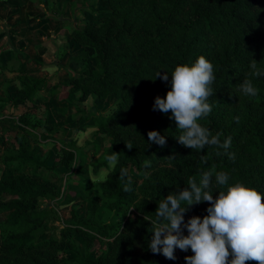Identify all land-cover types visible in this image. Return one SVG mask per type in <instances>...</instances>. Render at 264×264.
Instances as JSON below:
<instances>
[{"label":"trees","instance_id":"obj_1","mask_svg":"<svg viewBox=\"0 0 264 264\" xmlns=\"http://www.w3.org/2000/svg\"><path fill=\"white\" fill-rule=\"evenodd\" d=\"M99 1L106 8H96L94 18V9L87 11V22L71 32L80 47L74 61L83 67L77 75L55 84L46 95L41 90L47 86V78L23 77L21 70L11 66L18 72L19 85L9 82L4 95L0 94L2 139L11 141L1 162L13 165L0 178V264H186L191 249L184 252L177 248V258L169 260L149 248L153 235L150 220L156 219L160 200L187 187L189 177L198 181L211 168L229 173L230 183L241 179L264 193V74L252 80L259 89L257 97L245 96L240 90L253 59L264 69V0ZM200 55L211 61L216 77L212 85L215 94L209 98L212 112L200 123L213 135L222 133L221 141L232 137L228 151L235 153V159L215 146L197 151L181 145L176 138L181 133L171 114L153 110L155 98L169 90L175 66L192 63ZM165 70L169 82L155 78ZM65 89L79 94V103L90 97L97 101L109 95L117 98L107 117L94 122L98 127L95 136L110 138V145L94 165L95 172L108 170L97 194L109 200L99 204L92 199L87 218L78 219L74 214L75 220L60 228V236H44L49 221L59 217L57 208L72 204L82 194L74 191L59 199L54 181L35 183L33 176L49 164L37 148L30 149L21 134L22 130L31 132L19 109H38L44 95L53 98ZM150 130L166 136L164 147L148 141ZM126 143L133 147L127 148ZM88 150L62 146L60 164L70 171L78 162L83 170ZM113 151L120 155L116 166L110 168L106 156ZM159 154L166 155L161 164L153 160ZM146 160L151 167L144 166ZM133 167L147 169L139 184L132 181ZM122 169L126 170L124 176L120 175ZM93 189L85 187V196H92ZM212 190L216 191L214 176ZM47 201H53L54 206L44 205ZM208 206V202L192 206L185 221L192 215H207ZM101 208L113 212L115 218L129 212L121 229L96 221ZM105 226L111 227L113 239L107 251L93 257L91 250L95 241L102 239ZM72 237L84 239L86 254L78 243L69 242ZM66 241L68 250L63 248ZM70 252L75 256L72 259L68 258Z\"/></svg>","mask_w":264,"mask_h":264},{"label":"clouds","instance_id":"obj_2","mask_svg":"<svg viewBox=\"0 0 264 264\" xmlns=\"http://www.w3.org/2000/svg\"><path fill=\"white\" fill-rule=\"evenodd\" d=\"M255 61L253 59L251 71L240 84L241 92L251 98L259 94L253 78L264 74V69L258 68ZM170 75L171 86L165 96L155 98L153 110L171 114L181 133L176 137L181 145L197 151L215 146L235 159V153L228 151L232 137L221 141L222 133L213 135L200 123L213 108L209 98L215 94L212 85L216 77L211 61L200 55L192 63L176 65ZM157 77L169 82L166 70L163 74L159 71ZM236 119L238 122V117ZM147 135L150 143L160 147L167 143L166 136L157 130H150ZM126 146L133 147L130 143ZM220 154L217 151V155ZM119 155L113 151L106 156L110 166L117 164ZM144 166L151 167V162L144 161ZM120 175H126V170L122 169ZM213 176L216 191L212 190ZM106 179L103 173L99 176L100 182ZM229 181V173L211 168L204 171L198 181L189 177L187 187L169 192L158 203L156 219L150 220L153 225L150 250L175 260L177 248L184 252L191 249L193 254L185 256L186 264H247L249 261L264 264V193L251 182ZM214 192L217 195L214 196ZM201 202L209 204L207 215H192L185 221L189 209Z\"/></svg>","mask_w":264,"mask_h":264},{"label":"rangeland","instance_id":"obj_3","mask_svg":"<svg viewBox=\"0 0 264 264\" xmlns=\"http://www.w3.org/2000/svg\"><path fill=\"white\" fill-rule=\"evenodd\" d=\"M83 1V4L80 5L81 1L76 4L73 1L64 0L61 9L57 7L52 10V14L57 18L61 16L65 19L63 25L67 30H62L64 33L61 31L60 34H62L63 37L58 39L50 35L49 37H45L39 49L34 51L32 48L29 55H23L22 61L18 63L15 62V60L10 61L11 63L9 62V64L15 62L14 64H16L17 71L20 66H24V69L19 72L20 76H26L28 78L43 75L52 76V85L58 82L68 81L71 76L77 75L82 70V63L78 64L74 61L78 52L74 53L73 49H70L67 32L74 27H81L84 25L85 19H87L86 12L90 9H94V11L91 12V17L94 18L98 10H96V8H106L99 0ZM87 4H89V6L84 7ZM38 35L40 36V34ZM7 49L6 47V50ZM7 53L10 52L7 51ZM3 72L4 71L0 72L1 95H4L5 86L8 85L9 80L17 81V76L13 78L11 73L9 74L7 71H5V73ZM45 94L47 95V93ZM78 98L79 94H71L68 92V89H65L61 90V93L53 98H47L44 95L38 109H19V114H22V117L29 121V125L26 128L31 132L24 133L25 130H22L21 134H25L26 143L30 149L37 148L38 152L44 158H47L49 164L48 168L42 169L41 173L33 176L35 183L37 184V182L41 180L54 181L58 185L60 192L59 199L65 198L67 194L74 191H78L82 194L72 204L68 206H59L57 208L59 217L55 216L49 221L44 236H50L52 234L60 236V228H63L69 222L75 220L76 217L78 219L87 218L92 199H96L99 204L105 200H109V197H102L97 194L100 183L99 176L102 173L106 176L108 170L106 168H101L100 171L95 172L94 165L99 162L104 155V150L110 145V138L105 136L96 137L95 132L98 130V127L94 122L96 118L101 120L107 117L116 106L117 98L114 95H109L105 100L97 101L94 97H90L83 103H79L77 101ZM78 108L81 110H78ZM83 117L88 118V120L80 121ZM47 136L51 137L46 138ZM2 137L3 133L0 130V178L8 174L10 166H13L10 165V163L1 162L4 151L11 148V141L5 136V139H2ZM62 146L68 148H89L86 153L87 159L83 170L79 169L78 162H75V167L73 166L70 171L60 164L59 150ZM153 160L161 164L166 160V155H156ZM115 166L109 165L110 168H114ZM27 171L30 174L31 169H27ZM146 173L147 169L144 167L140 170L133 167L131 169L132 181L136 184L141 183L142 176H145ZM87 186H92L94 188L92 196L90 197L85 196V187ZM44 205L54 206V202L47 201ZM74 214L76 217H74ZM128 215L129 212L126 215H120L115 218L113 212H108L101 208L96 217V221L101 224H113L117 231L121 229ZM112 234L113 231L111 227L105 226L101 235L102 239H97L95 241V246H93L91 250V255L93 257H97L99 254L109 249V243L113 239ZM73 241L78 243L83 253L86 254L84 239L81 237H72L69 239V242ZM67 242L68 241L63 245L65 250H68ZM74 257L75 256L71 252L68 254L69 259Z\"/></svg>","mask_w":264,"mask_h":264},{"label":"crops","instance_id":"obj_4","mask_svg":"<svg viewBox=\"0 0 264 264\" xmlns=\"http://www.w3.org/2000/svg\"><path fill=\"white\" fill-rule=\"evenodd\" d=\"M69 1H73L76 4L81 1L80 5L83 4V0ZM63 3L64 0H0V72L4 71L3 73H5L7 71L9 74H12L13 78L18 76V72L11 70V66H15L17 70L16 64L14 63L22 61L23 55H29L32 48L34 51H37L39 46L43 44L45 37H49V35L55 39L63 37L60 32L66 29L63 25L65 19L61 16L57 18L52 14V10L57 7L61 9ZM88 6L89 4L84 7ZM86 16L87 19H85V22H87L89 17L88 12H86ZM71 32L72 29L67 32L70 49H73L74 53L79 52L80 47L72 38ZM6 47L8 48L7 50ZM7 51L10 53H7ZM33 55L36 56L35 54ZM14 60L15 62L9 64L10 61ZM22 69H24V66L18 68V70ZM36 77L47 78V86L41 90L44 93H48L50 88L55 85H51L52 76L43 75ZM16 79L17 81L9 80V82H12V86L16 87L19 85L18 77Z\"/></svg>","mask_w":264,"mask_h":264}]
</instances>
